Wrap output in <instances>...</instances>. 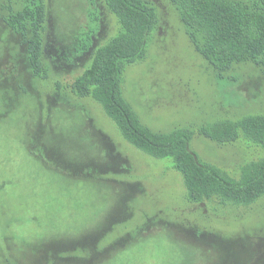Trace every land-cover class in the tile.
Here are the masks:
<instances>
[{"label": "rangeland", "instance_id": "1", "mask_svg": "<svg viewBox=\"0 0 264 264\" xmlns=\"http://www.w3.org/2000/svg\"><path fill=\"white\" fill-rule=\"evenodd\" d=\"M18 1L0 0V4ZM149 1L157 7L160 23L147 56L128 68L123 84L124 95L134 110L157 131L193 128L194 150L229 172L264 157L263 148L243 138L219 145L198 132V128L220 120L264 114V65H239L229 74L235 80L219 79L196 51L173 3ZM45 3L63 31L80 34L100 22L98 44L106 43L118 31L116 17L103 5H99L101 11H95L86 0ZM96 15L100 21L96 22ZM15 46L0 31V57L15 53ZM73 78L52 76L34 86L37 95L32 92L20 97L12 108L0 103V264H96L93 247L87 252H68L66 261L60 263L54 262V248L58 242L94 244L96 229L110 224L112 215L122 216L123 209L134 217L129 218L127 230L120 227L110 241L128 230L135 231L149 217L157 216L162 222L134 247L105 264H180L185 257L182 248L192 249L186 241H190L194 227L199 229L197 233L213 230L241 237H230L227 246L246 241L243 245L247 251L241 253V259L264 264L260 246L264 240V197L250 208L188 201L183 177L171 169L170 162L153 159L127 143L97 103L77 98L69 88L60 92L57 82L67 86ZM60 106L65 111L51 112L47 119L49 108ZM96 125L130 157L131 173L100 174V182L84 180L85 167L95 165L99 154L94 140ZM43 127L45 141L37 140L30 146L32 132ZM36 149L38 156L32 153ZM89 170L96 173L94 166ZM138 181L139 192L131 187ZM225 253L215 251L221 257ZM215 254L208 253L212 262Z\"/></svg>", "mask_w": 264, "mask_h": 264}, {"label": "trees", "instance_id": "2", "mask_svg": "<svg viewBox=\"0 0 264 264\" xmlns=\"http://www.w3.org/2000/svg\"><path fill=\"white\" fill-rule=\"evenodd\" d=\"M86 1L95 11H101L99 5L105 6L118 21L117 33L106 43L96 42L102 32L100 22L94 29L80 34L63 31L45 0L0 4V31L14 41L17 49L15 53L6 52L0 57V103L12 108L20 97L32 92L36 94L38 88L34 86L38 83H45L52 76L73 75V81L67 86L57 82L60 92L64 93L69 88L77 98L97 103L127 143L153 159L170 162L171 169L183 177L188 201H216L223 207L250 208L255 205L264 197V157L229 172L204 160L194 150L196 132L193 128L154 130L142 120L124 95L123 84L128 68L145 59L159 26L157 7L149 0ZM170 1L177 9L196 51L213 67L219 79L235 80L229 74L239 65H264V0ZM95 19L97 22L101 18L96 15ZM62 108H49L47 119L51 112H64ZM42 120L41 117V123ZM94 128L99 154L95 165L91 163L85 167L84 180L100 182L102 175L131 173L130 157L122 152L110 134L97 125ZM198 132L219 145L243 138L264 149V114L220 120L198 128ZM46 134V127L34 130L30 146L37 140L45 141ZM32 153L38 156L37 149ZM40 159L45 161L42 156ZM90 166L96 167V173H91ZM131 187L138 191L141 182H133ZM122 211H125L122 216L112 215L110 224L96 229L94 244L58 242L54 248V262H65L64 255L68 252H87L93 247L96 264H105L118 253L134 247L145 233L162 222L157 216L149 217L135 231L128 230L118 240L110 241L109 237L120 227L126 229L129 218L134 217L133 214L129 217L126 209ZM191 231L193 234L186 244L192 249L186 251L181 247L185 257L180 264H197L199 261L203 264H251L241 259V253L247 251L243 245L246 241H240L241 237L213 230L197 233V227ZM230 237L240 240L227 246ZM260 246L264 252V240ZM215 251L226 253L221 257ZM208 253L215 254L217 258L212 262ZM246 253L251 255V252ZM73 260L69 259L70 262Z\"/></svg>", "mask_w": 264, "mask_h": 264}]
</instances>
